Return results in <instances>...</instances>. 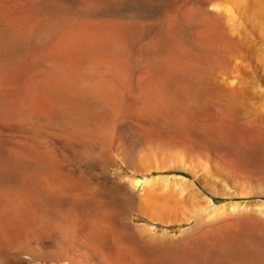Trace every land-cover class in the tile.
Instances as JSON below:
<instances>
[{
  "label": "rangeland",
  "instance_id": "1",
  "mask_svg": "<svg viewBox=\"0 0 264 264\" xmlns=\"http://www.w3.org/2000/svg\"><path fill=\"white\" fill-rule=\"evenodd\" d=\"M100 1L76 0L68 9L35 15L33 29L24 32L7 23L1 9L15 0H0V37L11 42L0 55V159L53 158L22 172L15 163H0V212L25 227L28 238L17 240L14 251L22 262L16 264H264V0H128L124 10L114 11L98 7ZM94 24L126 31L97 33L90 27ZM40 26L42 35L36 33ZM70 69L78 85L88 76L119 88L121 105L113 111L91 100L86 107L102 111L103 120L89 123L86 136L75 140L84 144L80 147L58 142L47 154L21 151L18 146L27 138L46 139L62 130L46 98L65 100L49 82L55 73ZM205 82L237 89L238 111L227 112L221 102L192 93L194 84ZM67 93V98L78 99L75 90ZM40 114L54 117L36 120ZM120 123L130 125L134 134H122ZM84 155L94 163L87 164ZM60 167L88 179L91 189L102 171L125 183L139 180V194L143 181L177 176L193 182L212 203H204L203 212L187 222L178 219L187 218V212L179 211V216L174 211L169 223L122 207L117 224L111 204L99 203L97 197L81 204V187ZM102 215L108 220L105 246L91 239L95 225L74 234L82 221ZM169 239L177 243L171 245ZM0 264L15 263L0 257Z\"/></svg>",
  "mask_w": 264,
  "mask_h": 264
},
{
  "label": "bare ground",
  "instance_id": "2",
  "mask_svg": "<svg viewBox=\"0 0 264 264\" xmlns=\"http://www.w3.org/2000/svg\"><path fill=\"white\" fill-rule=\"evenodd\" d=\"M76 0H15V4L11 7H4L1 8L3 9L6 14H5V19L7 21V23L11 26H16L17 28H19L21 31H29L31 29H33V25H32V17L35 15H44V14H48L51 12H55V11H60L62 9H68L71 7V4L73 2H75ZM90 1V0H89ZM99 1V0H97ZM132 1V0H131ZM136 1V0H135ZM150 1V0H149ZM191 1V0H190ZM101 3L98 5V7L103 8L104 10H115L117 8L124 10V7L126 6V4H128V0H101ZM137 2L139 3V1L137 0ZM136 2V3H137ZM148 2V1H147ZM146 3V2H145ZM151 3V2H150ZM192 3V2H191ZM96 4V3H94ZM1 5V4H0ZM93 5V4H92ZM139 5V4H138ZM141 5V4H140ZM95 6V5H94ZM144 6V5H143ZM219 6V5H217ZM220 7V6H219ZM217 7V9L219 8ZM200 8V7H199ZM215 8V7H214ZM95 9V8H94ZM99 9V8H98ZM185 9V8H184ZM189 9V8H188ZM187 9V10H188ZM121 10V11H122ZM198 10V9H197ZM206 10V8H205ZM204 10V11H205ZM208 10V9H207ZM185 11V10H184ZM202 11V10H201ZM217 10L215 9L214 13ZM229 11V10H228ZM119 12V11H118ZM117 12V13H118ZM194 12V11H193ZM198 12V11H197ZM106 13V12H105ZM112 13V12H111ZM182 13H186V12H182ZM203 13V12H202ZM93 14V13H92ZM193 14V13H191ZM199 14V13H198ZM207 14V12L205 13ZM218 14V13H217ZM216 14V15H217ZM124 15V14H121ZM144 15V14H143ZM184 15V14H183ZM190 15V14H189ZM202 15V14H201ZM200 15V16H201ZM213 15V14H212ZM68 16V15H67ZM98 16V15H97ZM109 16V15H108ZM112 16V15H111ZM180 16V15H179ZM191 16V15H190ZM199 16V18L201 19V17ZM74 17V16H73ZM220 17V16H218ZM112 18V17H111ZM133 18V17H132ZM139 18V17H138ZM190 18V17H189ZM188 17L184 16V20L189 21L191 19H189ZM197 18V17H196ZM217 18V17H216ZM74 19V18H73ZM178 19V17H177ZM193 20V19H192ZM199 20V19H198ZM5 21V22H6ZM67 21V20H66ZM95 21V20H94ZM99 21V20H98ZM103 21V20H102ZM195 21H197L195 19ZM62 22V21H61ZM89 22V21H88ZM106 22V21H105ZM114 22V21H113ZM175 22V21H174ZM207 22V21H206ZM68 23V22H67ZM182 24V22H180ZM192 23V21L190 22ZM197 23V22H196ZM199 23V22H198ZM221 23V22H220ZM62 24V23H61ZM65 24V23H64ZM74 24V23H73ZM116 24V23H115ZM167 24V23H166ZM175 24L177 25V23L175 22ZM179 25L182 26V25ZM186 24V23H185ZM202 24V23H201ZM7 25V24H6ZM75 25V24H74ZM77 25V24H76ZM79 25V24H78ZM165 25V24H164ZM187 25V24H186ZM203 25V24H202ZM201 25V26H202ZM43 26V25H42ZM40 26V31H41V27ZM44 27V26H43ZM42 27V28H43ZM47 27V26H46ZM65 27V26H64ZM84 27V26H83ZM90 27L92 29H95L97 31V33H104V32H123L126 31L122 28H119L117 25H103V24H94V25H90ZM191 27V26H190ZM189 27V28H190ZM173 28V27H172ZM195 28V27H194ZM54 29L51 28L50 30ZM56 29V28H55ZM58 29V28H57ZM91 29V30H92ZM180 29V28H179ZM44 30V29H43ZM188 31V29H186ZM194 30V29H193ZM196 30V29H195ZM211 30V29H210ZM225 30V29H224ZM37 31V30H35ZM34 31V33H35ZM39 31V30H38ZM36 32V33H42V31L40 32ZM183 31V30H182ZM190 31V29H189ZM44 32V31H43ZM177 32V31H176ZM32 33V32H31ZM45 33V32H44ZM164 33V31L162 32ZM181 33V32H179ZM186 33V32H185ZM206 33V32H205ZM209 32H207L208 35ZM51 34V32L49 33ZM112 34V33H111ZM161 34V33H160ZM190 34V33H189ZM39 35V34H37ZM42 35V34H41ZM47 35H48V30H47ZM163 35V34H162ZM181 35V34H180ZM193 35V33L191 34ZM36 35H34L35 37ZM49 36V35H48ZM97 36V35H96ZM160 36V35H159ZM166 36V35H165ZM164 36V37H165ZM173 36V34H172ZM4 37V36H3ZM52 37V36H51ZM56 37V36H55ZM126 37V36H125ZM226 37V36H225ZM31 38V37H30ZM40 38V37H39ZM38 38V39H39ZM43 38V37H41ZM46 38V35H45ZM44 38V39H45ZM81 38V37H80ZM95 38V37H94ZM108 38V37H107ZM113 38V37H112ZM156 38V37H155ZM160 38V37H159ZM188 38V37H187ZM36 39V38H34ZM33 39V40H34ZM157 39V38H156ZM161 39V38H160ZM189 39V38H188ZM108 40V39H107ZM198 40V39H197ZM21 41V40H20ZM45 41V40H44ZM167 40H164V42ZM234 41V40H233ZM18 42V41H17ZM37 42V41H36ZM40 42V41H39ZM42 42V41H41ZM41 42L39 44H41ZM88 42V41H87ZM11 42H9L8 40L0 37V55L3 53V51H6L8 49L11 48ZM15 43V42H14ZM46 43V42H45ZM81 43V42H80ZM104 43V42H103ZM111 43V42H110ZM118 43V42H117ZM159 43V42H158ZM202 43V42H201ZM85 44V43H84ZM91 44V43H90ZM156 43H154L153 45H155ZM160 44V43H159ZM163 44V43H162ZM46 45V44H45ZM113 45V44H112ZM117 45V44H116ZM122 45V44H121ZM166 45V44H165ZM78 46V45H77ZM13 47V46H12ZM41 47V46H40ZM107 47V45H106ZM118 47V46H117ZM125 47V46H124ZM147 47V46H146ZM151 47V46H150ZM154 47V46H153ZM188 47V46H187ZM214 47V46H213ZM221 47V46H220ZM80 48V47H79ZM149 48V47H148ZM155 48V47H154ZM158 48V47H157ZM156 48V49H157ZM161 48V47H160ZM163 48V47H162ZM102 49V48H101ZM121 49V47H120ZM155 49V50H156ZM164 49V48H163ZM170 49V48H168ZM173 49V48H172ZM181 49V47H180ZM188 49V48H186ZM185 49V50H186ZM212 49V48H211ZM82 50V49H81ZM147 50V49H146ZM152 51V48L150 49ZM177 50V49H176ZM110 51V50H109ZM133 51V50H132ZM150 51V52H151ZM168 51V50H167ZM172 51V50H171ZM180 51V50H179ZM178 51V53H179ZM153 52V51H152ZM88 53V52H87ZM119 53V51H118ZM72 54V53H71ZM81 54V53H80ZM79 54V55H80ZM104 54V53H103ZM153 54L157 55V53L153 52ZM152 54V55H153ZM93 55V54H91ZM96 55V54H95ZM141 55V54H140ZM144 55V54H143ZM147 55V54H146ZM149 55V54H148ZM147 55V56H148ZM154 55V56H155ZM73 56V55H72ZM75 56V55H74ZM73 56V57H74ZM78 56V55H77ZM87 56V55H86ZM94 56V55H93ZM184 56V55H183ZM186 56V55H185ZM23 57V56H21ZM42 57V56H41ZM76 57V56H75ZM118 57V56H117ZM143 57V56H142ZM152 57V56H151ZM24 58V57H23ZM50 58V57H49ZM145 58V57H144ZM157 58V57H156ZM42 59V58H41ZM41 59H38V62L41 61ZM51 59V58H50ZM85 59V58H84ZM95 59V57H94ZM10 60V59H9ZM43 60V59H42ZM46 60V58H45ZM44 60V61H45ZM64 60V59H63ZM87 60V59H86ZM92 60V58H91ZM143 60V59H142ZM145 60V59H144ZM149 60V59H148ZM146 61L149 63V61ZM154 60V59H153ZM182 60V59H181ZM34 61V59H33ZM43 61V62H44ZM85 61V60H84ZM94 61V60H93ZM101 61V59H100ZM214 61V60H213ZM229 61V60H228ZM13 62V61H12ZM21 62V61H19ZM37 62V61H36ZM42 62V63H43ZM88 62V61H87ZM141 62V61H140ZM54 63V61H53ZM82 63V62H81ZM86 63V62H85ZM51 64V62L49 63ZM58 64V63H57ZM83 64V63H82ZM81 64V65H82ZM1 65V63H0ZM40 65V64H39ZM45 65L47 66V64L45 63ZM54 65V64H51ZM51 65H48L49 67H53ZM102 65V64H101ZM108 65V64H107ZM151 65V64H150ZM198 65V64H197ZM3 66V65H2ZM44 66V65H43ZM89 66V65H88ZM122 66V65H121ZM149 66V65H147ZM229 66V65H228ZM21 67V65H20ZM42 67V66H41ZM97 67V65H96ZM105 67V66H104ZM155 67V65H154ZM219 67V66H218ZM34 68V67H33ZM81 68V67H80ZM82 68H84L82 66ZM88 68V67H87ZM106 68V67H105ZM115 68V67H114ZM121 68V67H120ZM208 68V67H207ZM225 68V67H224ZM93 69V68H92ZM152 69V68H151ZM22 70V69H21ZM29 70V69H28ZM51 70V69H50ZM71 70V69H70ZM67 71L65 73H59V74H54V80H52V82L50 83V86H53L57 92L63 96L65 98L64 101L56 99V98H52V97H47L46 101L47 104H49L50 108L53 109L54 111L57 112V114L55 115L56 118H58V123L61 125L62 130L57 131L58 133L54 136L52 135L51 140L50 138H46V139H39V138H34V137H30L27 138L25 142H22L20 146H18L20 148L21 151H29L33 152L35 149L36 150H41L44 152V154L49 153V151H47V149L54 147L55 144H57L58 142H61V144L63 143L64 145L68 146L71 145L72 147H77V146H82L84 144L78 145L75 144V140L76 139H80L86 136L87 131H88V126L89 123L91 121H97V122H102L103 120V112L102 111H96L93 112L91 110H89L86 106L91 103V100H94L95 98L99 100V103L102 104L103 106L110 108V110L112 109L113 111H117L118 110V106L120 104V94L118 92V90L110 85L107 81H103V80H97V81H92L88 79H83V83H81V85H78L77 79L75 74L73 73V71ZM78 70V69H77ZM85 69H83L84 71ZM91 70V69H90ZM112 70V69H111ZM143 70V69H142ZM150 70V69H149ZM161 70V69H160ZM209 70V69H207ZM220 70V69H219ZM226 70V69H225ZM228 71V70H227ZM87 73H89V71H86ZM104 72V71H103ZM164 72V71H163ZM191 72V71H190ZM210 72V71H209ZM6 73V72H5ZM54 73V72H52ZM150 73L152 74V72L150 71ZM158 73V72H156ZM178 73V72H177ZM186 73V72H185ZM99 75V73H97ZM162 74V73H161ZM101 75V74H100ZM159 75V74H156ZM155 74L153 75L154 77L156 76ZM152 76V75H151ZM189 76V75H188ZM191 76V75H190ZM83 77V76H82ZM194 77V76H193ZM160 78V77H159ZM205 78V77H204ZM151 79V77H150ZM173 79V78H172ZM182 79V78H181ZM211 79V78H210ZM79 80V79H78ZM165 80V78H164ZM205 80V79H204ZM208 80V79H206ZM223 80V79H222ZM117 81V78H116ZM122 81V80H121ZM152 81V80H151ZM154 81V79H153ZM166 81V80H165ZM214 81V79L212 80ZM228 81V80H226ZM155 82V81H154ZM196 82V81H195ZM186 83V81H185ZM220 83V82H219ZM218 83V84H219ZM224 83V82H223ZM229 83V82H227ZM170 84V83H169ZM180 84V83H179ZM27 85V84H26ZM115 85V83H114ZM119 85V84H118ZM124 85V84H123ZM227 85V84H226ZM7 86V85H6ZM169 86V85H168ZM222 86V85H221ZM229 86V85H228ZM31 87V86H30ZM37 87V86H34ZM41 88V86H40ZM127 88V87H126ZM166 88V87H165ZM174 88V87H173ZM130 89V88H129ZM177 89V88H176ZM179 89V88H178ZM75 90L76 92H78V99H76L75 101H73L72 99L67 98V92L73 91ZM237 90V89H236ZM236 90H232V89H227L224 87H216L213 86L212 84H207L205 83H196L193 85V87L191 88V91L193 94L198 93L200 96L205 97L209 100H216L218 102H221L222 108L230 113H235L236 111H238V106L236 104L237 101V94L235 93ZM37 91V90H36ZM167 91V90H166ZM165 91V92H166ZM45 93V92H44ZM238 93V92H237ZM35 94V93H34ZM178 94V92H177ZM51 95V94H50ZM166 95V94H165ZM189 95V94H188ZM45 96V95H43ZM198 96V95H197ZM19 97V96H18ZM21 97V96H20ZM167 97V96H166ZM41 99V98H40ZM44 99V98H43ZM42 99V100H43ZM31 101V100H30ZM127 102V101H126ZM203 102V101H202ZM1 103V102H0ZM27 103V102H26ZM25 104V103H24ZM31 104V103H29ZM64 104H67L65 107ZM124 104V103H123ZM211 104V103H210ZM7 105V104H6ZM26 105V104H25ZM121 105V104H120ZM208 105V104H207ZM163 106V105H162ZM200 106V105H199ZM7 107V106H5ZM48 107V106H47ZM183 107V106H182ZM3 108V107H2ZM18 108V107H17ZM5 109V108H4ZM10 109V108H9ZM35 109V108H34ZM106 109V110H107ZM126 109V108H125ZM13 110V109H12ZM11 110V111H12ZM109 110V111H110ZM130 110V109H129ZM10 111V112H11ZM14 111V110H13ZM108 111V110H107ZM106 111V112H107ZM112 111V112H113ZM242 111V110H240ZM8 112V111H7ZM16 112V111H14ZM51 112V110H50ZM111 112V113H112ZM3 113V112H1ZM5 113V112H4ZM17 113V112H16ZM49 113V112H48ZM207 113V112H206ZM12 114V113H11ZM10 117H13L11 116ZM30 114V113H29ZM33 114V113H32ZM107 114H110L107 113ZM105 115V114H104ZM178 115V114H176ZM3 116V115H2ZM1 116V117H2ZM34 116V114L32 115ZM53 115L52 114H40L36 116V120H42V121H50L51 117ZM27 117V116H26ZM54 117V116H53ZM52 117V118H53ZM6 118V117H5ZM8 118V117H7ZM25 118V116H24ZM135 118V117H134ZM137 118V117H136ZM17 119V115L15 120ZM23 118H21L22 120ZM55 119V118H54ZM209 119V118H208ZM9 122H11L12 119L9 118ZM14 120V119H13ZM25 120V119H24ZM110 120V119H109ZM6 120H4L5 123ZM20 121V120H19ZM28 121V120H27ZM33 121V120H31ZM54 121V120H53ZM2 122V121H1ZM8 122V121H7ZM34 122V121H33ZM57 122V121H56ZM55 122V123H56ZM123 122V121H122ZM207 122V121H206ZM17 123V122H16ZM15 123V124H16ZM29 123V122H28ZM44 123V122H43ZM53 123V122H52ZM36 124V123H35ZM34 124V125H35ZM41 124V123H39ZM49 124V123H47ZM124 124V123H123ZM122 124V125H123ZM19 125H21V123H19ZM44 125L46 126V124L44 123ZM53 125V124H52ZM51 125V127H52ZM92 125V124H91ZM121 125V123H120ZM121 125V126H122ZM125 126L121 127L118 126L119 130L123 133H125V135L127 136V134H134L130 132V128L128 125V127L126 126V124H124ZM6 126V125H5ZM26 126V125H25ZM28 126V125H27ZM26 126V127H27ZM105 126V125H103ZM18 127V126H17ZM16 127V128H17ZM20 127V126H19ZM50 127V126H49ZM208 127V126H207ZM33 128V127H32ZM54 128V127H53ZM28 129V128H27ZM44 129V128H43ZM46 129V128H45ZM60 129V128H58ZM67 129H69L70 133L67 134ZM112 129V128H111ZM6 130V128H5ZM21 130V129H20ZM110 131V130H109ZM55 132V131H54ZM133 132V131H132ZM23 134V133H22ZM31 134V133H30ZM136 134V133H135ZM8 135V134H7ZM27 135V134H26ZM45 135V134H44ZM2 136V135H1ZM4 136V135H3ZM90 136V135H89ZM134 136V135H133ZM205 136V135H204ZM5 137V136H4ZM49 137V136H48ZM89 138V137H88ZM92 138V137H91ZM6 139V138H5ZM23 139V138H22ZM10 140V139H8ZM17 141V140H16ZM81 141V140H80ZM14 144V143H13ZM12 144V145H13ZM62 144V145H63ZM9 145V142H8ZM59 145V144H58ZM15 146V145H14ZM69 147L72 149V147ZM76 149V148H75ZM17 150H19L17 148ZM16 150V152H17ZM70 151V150H69ZM73 151V150H72ZM126 151L129 153V148L125 149V153ZM133 151V150H132ZM40 152V151H39ZM110 152V151H109ZM18 154V153H17ZM37 154V153H36ZM81 154V153H80ZM27 155V154H26ZM30 155V154H29ZM32 155V154H31ZM38 155V154H37ZM112 155V154H110ZM128 155V154H125ZM15 156V154H14ZM87 164L92 165V163H94L95 159L91 156L88 155H84ZM30 157V156H29ZM25 158V156L23 157H18V161L17 157L15 159H11V160H5V159H0V163L2 164H11V163H15L17 169L19 170V168L21 169L20 172H22V168H26V166L28 165H33V164H39L37 162L40 163H44L46 159V161L49 162H53V158L51 156H46L43 160L42 159H35L32 160L30 158ZM41 157V156H40ZM79 157V156H78ZM125 157V156H124ZM130 156H126V158H124L127 161H132L134 159H130ZM6 158V157H5ZM10 158V157H9ZM42 158V157H41ZM56 160V159H55ZM54 164V163H53ZM57 164V163H56ZM10 165H8L9 167ZM13 166V165H12ZM44 166V165H43ZM132 166V165H131ZM134 166V165H133ZM34 167V166H33ZM45 167V166H44ZM11 168V167H9ZM30 168V167H29ZM61 168V167H60ZM148 168V167H147ZM163 168V167H162ZM12 169V168H11ZM13 170V169H12ZM27 170V168L25 169ZM29 170V169H28ZM165 170V169H164ZM182 170V169H181ZM184 170V169H183ZM17 171V170H16ZM40 171V170H39ZM61 171L64 172L63 174H65L66 176H71L72 179L79 184V186L81 187L80 190H82V202L81 204H86L89 201H91V199L97 197L99 198V203H105L106 205H110L115 207L114 209V214H113V218L114 221L117 224L121 223V216L123 215V211H120V208L125 207L128 208L130 210H136L138 211L141 215H143L144 217H147L155 222H162V223H169L173 221V216L172 213L174 211H181V212H187L188 215L186 216L187 218H178L179 221L181 222H187L189 221L192 217L200 214L203 212L204 208H203V204L206 205H210V203H212L211 199L204 197L201 192L199 190H197L194 185L193 182L185 179V178H179L177 176H175L173 178V180H170L168 177L166 178H161L158 180H146L142 182V193L139 194L138 193V183L139 180H132V181H128V182H123L122 181V177H119L117 175V177H113L112 175L109 176L107 173H104V171H102V173L100 172V175H96L97 180H95V182H99L96 184L95 189H91L89 188L91 184H93L92 182H90L88 179H83L79 176V174H76L75 172H70L66 169V167H62ZM187 173H190L188 171H185ZM29 173V172H28ZM17 174V173H16ZM26 174V173H25ZM31 174V172H30ZM14 175V174H13ZM44 175V174H43ZM48 175V174H47ZM194 176V175H193ZM26 177V176H25ZM33 177V176H32ZM31 177V178H32ZM30 178V179H31ZM42 178H45L44 176ZM61 178V177H60ZM63 178V177H62ZM68 178V177H67ZM41 178H39L40 180ZM49 179V177H48ZM37 180V179H36ZM38 180V181H39ZM69 180V179H68ZM42 181V180H41ZM53 181V180H52ZM64 181V180H63ZM62 181V182H63ZM92 181V180H91ZM55 182V181H54ZM69 182V181H68ZM25 188V187H24ZM77 188V187H75ZM37 189V188H36ZM40 190V189H39ZM79 191V190H78ZM179 195L180 199L179 200H174V196L175 195ZM24 197V196H23ZM23 197H21V199H23ZM1 206V205H0ZM77 207V206H76ZM75 207V208H76ZM2 209V206H1ZM2 211H6V210H2ZM22 212V211H21ZM18 213V210H17ZM16 213V214H17ZM130 214V213H129ZM186 214V213H185ZM24 215H26V212L24 213ZM93 216V215H92ZM103 216V215H102ZM179 216H180V212H179ZM89 218V217H88ZM107 217L103 216V217H92L90 218L91 221L88 223L87 221H82L80 223L79 227H76L74 234L80 232L82 229H87L89 227H91L92 225H95V230L92 231L91 233V239L92 240H96L99 244H102L103 246H105V243L103 242V238L105 232L103 230L104 225H106L108 222V220L106 219ZM24 219V218H23ZM128 221H130V217L127 218ZM62 221V220H61ZM118 221V222H117ZM64 224V223H63ZM60 227V226H59ZM25 227L20 226L19 224L13 222L12 218H10L9 216H6L5 213L1 214L0 212V257H2L3 260L6 261H12L15 264L17 262L21 263L22 261L18 258L17 253L14 251V248L16 249L18 246V241L17 240H21L23 238V236H25L24 229ZM93 228V227H92ZM70 229V228H69ZM84 232V231H83ZM82 233V231H81ZM87 233V232H86ZM88 234V233H87ZM122 235V234H121ZM74 236V235H73ZM82 236V235H81ZM84 236V235H83ZM87 236V235H86ZM107 237V236H106ZM76 237L74 236L73 239H75ZM24 239V238H23ZM25 239H28L25 236ZM84 239V238H83ZM82 239V240H83ZM127 239V238H125ZM158 239V238H157ZM88 240V239H87ZM154 240H156V238H154ZM90 241V240H89ZM126 241V240H125ZM170 242V244H174L177 243L176 240L174 239H169L167 240ZM24 242V241H23ZM20 243V242H19ZM84 243V240H83ZM97 243V244H98ZM88 242H87V246H88ZM169 243H167L168 245ZM90 247H91V241H90ZM86 246V245H85ZM86 246V247H87ZM98 246V245H97ZM174 246V245H173ZM172 246V247H173ZM92 248V247H91ZM156 248V247H155ZM170 248V247H169ZM152 249V248H151ZM51 251V250H50ZM98 250L96 249V252ZM95 252V254H96ZM93 253V251H92ZM95 256V255H94ZM97 256V255H96ZM99 257V254H98ZM98 259V258H97ZM102 260V258H101ZM100 262V261H99Z\"/></svg>",
  "mask_w": 264,
  "mask_h": 264
}]
</instances>
